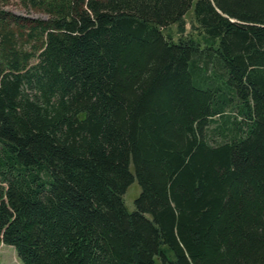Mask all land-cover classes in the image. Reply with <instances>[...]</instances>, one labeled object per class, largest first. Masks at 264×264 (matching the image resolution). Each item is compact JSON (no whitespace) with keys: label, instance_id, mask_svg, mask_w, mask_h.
Listing matches in <instances>:
<instances>
[{"label":"trees","instance_id":"obj_1","mask_svg":"<svg viewBox=\"0 0 264 264\" xmlns=\"http://www.w3.org/2000/svg\"><path fill=\"white\" fill-rule=\"evenodd\" d=\"M19 1L44 16L0 8V241L23 264H264V0ZM190 11L203 39L174 40Z\"/></svg>","mask_w":264,"mask_h":264},{"label":"rangeland","instance_id":"obj_2","mask_svg":"<svg viewBox=\"0 0 264 264\" xmlns=\"http://www.w3.org/2000/svg\"><path fill=\"white\" fill-rule=\"evenodd\" d=\"M0 8L12 11L16 14H20L22 16H44L42 13L35 12L33 10L29 11L26 9L19 0H3L2 4H0ZM166 33H171L174 40H178L181 36L187 37L192 36L198 38L200 40L203 39V36L199 34V30L197 29V25L194 22V17L192 11L188 12L185 16V25L183 30H178L176 25H172L165 29ZM130 170L134 172V166L131 163ZM141 192V186L136 179L133 183H131L124 194L125 204L129 211H133L136 209L135 200L139 196ZM150 217V214H146ZM0 264H23L20 260L17 251L14 246L5 244L0 241Z\"/></svg>","mask_w":264,"mask_h":264}]
</instances>
